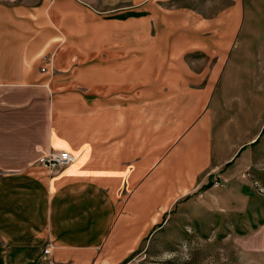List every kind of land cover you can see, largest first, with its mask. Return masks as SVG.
Returning <instances> with one entry per match:
<instances>
[{
	"label": "crops",
	"instance_id": "obj_1",
	"mask_svg": "<svg viewBox=\"0 0 264 264\" xmlns=\"http://www.w3.org/2000/svg\"><path fill=\"white\" fill-rule=\"evenodd\" d=\"M18 1L0 0V264H119L205 172L217 170L243 194L233 153L264 124L254 95L261 74L237 64L243 37L234 46L253 14L244 0H224L211 16L199 13L216 0H70L64 25L53 17V28L27 24V36L16 20L37 5ZM114 10L126 15L104 16ZM7 45L15 46L10 72ZM53 51L54 66L70 56L67 70L48 71L42 58ZM249 87L252 100L243 101ZM59 149L74 159L52 172L36 164ZM213 200L199 218H213Z\"/></svg>",
	"mask_w": 264,
	"mask_h": 264
},
{
	"label": "rangeland",
	"instance_id": "obj_2",
	"mask_svg": "<svg viewBox=\"0 0 264 264\" xmlns=\"http://www.w3.org/2000/svg\"><path fill=\"white\" fill-rule=\"evenodd\" d=\"M21 2L26 6L37 5L36 9L31 8V10H35L34 15L23 13L22 22L16 20L17 26L21 24L19 26L21 31L19 34L16 31V35L21 36L33 33V31L25 27L27 24L46 25L53 28L52 22L55 19L64 25L69 14L65 11L69 12L70 8H74L70 0H56L54 1L55 4L52 0L46 2L32 1L29 3L26 0H21L17 4ZM175 3L179 4V2ZM225 3L224 0H216L214 6L210 5L209 11L199 14L211 16L214 11L221 8ZM244 3L253 14L251 19L244 18L234 43V46L238 48L241 41L240 37H243V61L239 60L237 64L249 76L254 77L256 72H258V75L259 73L261 74L263 91L259 90L261 87L258 84L254 95H256L257 100L262 99L264 103V60H244L246 55L251 54L254 59L257 54L264 57V0H244ZM198 7L203 8V5L201 4ZM114 11L104 16L122 15L124 17L126 15L123 10ZM18 15L20 16L19 13ZM72 15L75 20H78V13L73 12ZM55 28L58 27L56 26ZM57 32L60 36L62 35L59 31ZM59 45H62V43ZM5 48H7L6 70L10 72L9 69L12 70L15 59V46L7 45ZM3 49L4 46L0 47V56L4 54ZM62 49L63 46L56 45L54 51H61ZM54 51L48 57L42 58L43 63L49 64L47 67L48 71H53V68L67 70L68 66L66 64L70 56L66 57L63 55L64 62H61V59H57L56 66H54L52 62ZM12 52L13 56L10 59ZM76 56L77 54L72 59L76 58ZM78 59L73 62L76 68H79L82 63L81 59ZM208 63L207 61L203 65L205 67L202 66L201 68H207ZM136 79L135 93L139 92L138 89L142 87L141 79ZM250 89L249 87L246 89L247 91H243V101L246 98L248 101L252 100ZM140 93L143 94V90ZM154 111L155 109L152 111L153 115ZM135 112L136 121L142 122V102L137 104ZM167 113L171 116L176 112L171 109ZM218 118L220 119V117ZM154 121L156 120L153 118ZM171 123L172 121L164 122L166 127L171 126ZM164 124H162L163 127L165 126ZM213 126L215 128L221 125L216 124ZM255 138L253 143L243 144V152L241 154L240 149L236 150L238 154H236V151L233 153V158H235L233 162L240 159L241 163H243V172L239 176L243 179V194L238 187L228 185L217 170L213 169L207 173L205 172L202 175V179H198L200 181L194 183L196 187L194 186L193 190H190L189 187H184L182 194L169 203L165 211V214L167 212L170 213L167 223L164 224L165 221L163 222L164 215L162 219L159 218L155 221L146 233L145 239L142 240L143 243L139 244L135 252L131 253L130 259L123 264H264V225L262 224L264 222V124L260 127ZM169 141L172 143V139ZM154 147L153 143V149ZM230 161L232 162V160ZM36 164L45 169L38 161H36ZM235 178L238 179V176ZM183 196L188 197L186 202L178 203V208H176V202L182 201L183 198L181 197ZM211 200L217 202L213 218L209 216V219L199 218L201 214L210 212L212 208ZM157 206L159 205H155V207ZM182 211L185 212L184 215L181 214ZM189 215H196L198 219L192 220ZM179 216L181 217L179 218ZM182 217L184 218L182 219ZM261 219L263 222L260 221Z\"/></svg>",
	"mask_w": 264,
	"mask_h": 264
},
{
	"label": "built area",
	"instance_id": "obj_3",
	"mask_svg": "<svg viewBox=\"0 0 264 264\" xmlns=\"http://www.w3.org/2000/svg\"><path fill=\"white\" fill-rule=\"evenodd\" d=\"M42 69V68H41ZM74 156L66 149L48 150L37 157V160L47 171H56L59 167L70 163Z\"/></svg>",
	"mask_w": 264,
	"mask_h": 264
},
{
	"label": "trees",
	"instance_id": "obj_4",
	"mask_svg": "<svg viewBox=\"0 0 264 264\" xmlns=\"http://www.w3.org/2000/svg\"><path fill=\"white\" fill-rule=\"evenodd\" d=\"M260 221L263 222L262 219H261ZM130 257H131V254L128 255L127 257H125V258H124L119 264H123V263L126 262L128 259H130Z\"/></svg>",
	"mask_w": 264,
	"mask_h": 264
}]
</instances>
